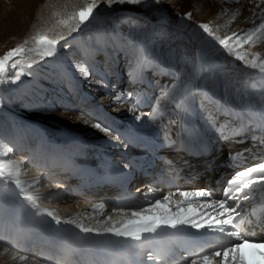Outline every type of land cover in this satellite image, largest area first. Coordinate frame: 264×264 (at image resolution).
Returning <instances> with one entry per match:
<instances>
[{
	"label": "rangeland",
	"instance_id": "rangeland-1",
	"mask_svg": "<svg viewBox=\"0 0 264 264\" xmlns=\"http://www.w3.org/2000/svg\"><path fill=\"white\" fill-rule=\"evenodd\" d=\"M91 2L0 0V27H7L6 37L0 41V57L17 46L24 47L23 54L16 57L21 59L22 65L12 69L9 64V79L0 82V139L4 141V145H0V161L6 163V171L11 170L12 179H19L23 189L34 197L28 200L17 194L19 189L15 184L4 185L0 180V264H24L21 257L25 256L30 259L27 264H81L82 249L71 241H82L84 245L93 238L106 239L108 234L83 233L76 225L100 230L105 226L104 220L94 221L89 210L79 208V203L84 202L82 199H89L87 193L82 195V189L94 185L96 177L108 180L104 162L119 156L106 151L113 147V137L118 136L122 141L135 136L134 126L127 121L131 119L123 121L116 111L119 103L115 97L120 87L133 85L137 90L135 94L143 99L132 116L150 110L156 106L159 90L176 82L179 65L186 58L194 59L203 41H207L203 46L211 57V69L224 64L246 74L251 71L226 56L197 26L209 23L221 37L248 29L259 22L260 13L264 11L261 0L247 4L242 0L241 3L236 0L227 3L224 0H160L159 4L145 0L142 5L114 4L111 7L100 0L94 10L97 18L81 26L82 30L71 32L78 21L76 14ZM27 9L32 11V18L26 30L17 36V32L22 31ZM189 12L191 19H182ZM41 37L57 41L54 57L39 55L43 51L39 43ZM136 44H140L142 50L155 48L157 55L161 48L167 55H174L176 63L172 64V75L166 69H161L159 74L149 69L142 77L133 75ZM245 50L264 57V40L255 46L245 45ZM103 54L107 58L98 59ZM76 62L84 64L89 75L75 69ZM28 64L32 65L30 69ZM21 67L26 74L12 83V73ZM98 80L101 83H97ZM149 88L155 93L145 99L144 93ZM102 99H107L109 104L103 105ZM98 122L111 129V135L93 127ZM174 130L175 126H171L172 138ZM156 133H164L161 125L155 128ZM137 143L131 142L121 149L145 152L140 149L142 144ZM8 147L12 152H8ZM94 149L109 157L92 156L90 151ZM192 150L198 151L197 147ZM21 160L22 164L17 163ZM8 161L12 163L7 164ZM113 164L128 163L122 160ZM116 170L122 176L127 172L122 167ZM142 181L132 187L136 190ZM113 190V187L107 188L111 195ZM102 195L99 192L96 197L102 198ZM47 211L58 216L61 223L56 224ZM106 240L113 241L111 236ZM252 252L248 250L247 254Z\"/></svg>",
	"mask_w": 264,
	"mask_h": 264
},
{
	"label": "snow or ice",
	"instance_id": "snow-or-ice-1",
	"mask_svg": "<svg viewBox=\"0 0 264 264\" xmlns=\"http://www.w3.org/2000/svg\"><path fill=\"white\" fill-rule=\"evenodd\" d=\"M99 2L100 0H92L86 8L79 10L76 14L78 21L71 28V32L82 30L81 26H86L90 20L97 18L94 15V10L98 7ZM104 2L108 7H111L114 4L142 5L145 0H104ZM150 2L159 4L160 0H150ZM224 2L227 3L228 0H224ZM236 2L241 3V0H236ZM242 2L247 4L252 3L253 0H242ZM261 3H264V0H261ZM256 7H259V5H256ZM253 15H255V10H253ZM191 17L192 13L189 12L182 19L190 20ZM233 19H235V16H233ZM197 27L207 37L211 38V41L218 45L226 56L241 62L245 70H251L248 75L259 74V78L264 80V57H261L258 52L249 53L245 50V45L255 46L258 42L264 40V11L260 13L259 22L254 23V26L233 31L230 35H224L223 37L217 35L209 23H200ZM39 43L43 45V51L39 53L41 57H54L56 55V40L41 37ZM204 44H207V41L202 42V46L196 51L194 59L186 58L183 64L179 65L180 75L176 78V82L159 90L156 99L159 106L153 108V114L159 113L160 106H162L168 125L170 127L178 126L181 136H192L196 134V126L193 123L190 99L196 95L200 98V107L205 113L204 119L221 142H238L237 138H243L251 132L253 141L264 144V87H262L257 98V104L260 107L259 121L256 122L249 118L247 121L241 122L239 117L234 114L233 106H238L243 102L245 89L241 88L240 81L212 71L211 57L203 46ZM65 47H68V45L66 44ZM23 52L24 47L20 45L0 57V82L9 79V64H11L12 69H17L18 65H22L21 59H16V57H20ZM159 53L157 55L155 48L149 51L145 47L142 50L141 45L136 44L133 75L142 77L149 69L157 74L160 73L161 69H166L168 74L172 75V64L176 63L174 55H167L164 53L163 48L159 50ZM27 67L30 69L32 65L28 64ZM73 67L80 70L85 76L89 75V71L84 64L76 62ZM25 74L24 68L21 67L12 73L11 82L16 83ZM27 74L30 75L31 73L28 72ZM97 83H101V81L98 80ZM243 83L247 85L248 82L244 81ZM218 95L223 98V103H218ZM115 101L118 103L130 101L132 107L129 111L132 112H137L138 106L143 103V99L133 92L118 95L115 97ZM142 116L143 113H139L135 115L134 119L140 121ZM93 127L111 135V129L102 126L99 122L95 123ZM113 139L119 140L120 137L116 136ZM126 139L127 142L121 141V146L124 148H127L128 144L133 142L134 137ZM165 143L173 146L176 144L170 131L165 134ZM0 145H4L2 139H0ZM204 147L201 144L197 146V149L203 152ZM12 150L11 147H8V152H12ZM233 155L240 157L243 156V153L238 152ZM11 163L12 161L7 162V164ZM17 163L22 164L23 161ZM128 167L127 164L124 165L125 169ZM5 169L6 163L0 161V180H3V184H15L16 188L19 189L18 195L33 200L32 194L23 189L22 182L19 179L13 180L11 170L6 171ZM17 171L19 170L17 169ZM153 191L152 187L148 188L149 193ZM255 191L264 193V160L254 166L235 171L232 178L227 181L223 189V197L220 199H213V193L209 190L180 191L178 194L182 199L177 202L176 210L173 211L171 204L175 193L169 192L167 195H163L162 198H157L146 206L140 207L139 210L131 211L130 218L112 222L111 226H108V222L112 221L113 218L109 216L107 220L103 221L105 226L102 230L86 227L83 224H77L76 227L83 233H95L98 236L108 234L116 238L136 242H143L148 239L149 237L145 234H159V232L166 229L180 230L188 228L197 230V232L206 230L227 235L234 238V240L230 245L214 250L211 257L193 251L192 255L195 258L190 260V264H216L214 258H220V264H264V251H254L251 254H246L244 251L246 247L264 249V239L257 240L254 232L249 234L243 231L244 225L251 224L253 221L248 219L247 207L242 202L249 201L251 194ZM193 203L199 204L205 210L200 211L192 207ZM103 206V204L100 205V207ZM252 214L257 220H260L261 215H264V213L258 215L255 210ZM47 215L52 217L56 224L61 223L60 218L54 215L53 212L47 211ZM21 259H26V257H21ZM161 259H164V255L155 249L147 253V261L155 262ZM165 264H167V261H165Z\"/></svg>",
	"mask_w": 264,
	"mask_h": 264
},
{
	"label": "bare ground",
	"instance_id": "bare-ground-1",
	"mask_svg": "<svg viewBox=\"0 0 264 264\" xmlns=\"http://www.w3.org/2000/svg\"><path fill=\"white\" fill-rule=\"evenodd\" d=\"M38 16L41 18L42 14L39 13ZM31 18L32 11L27 9L21 26L22 31L17 32V36H20L26 30ZM6 34L7 27H0V41L5 39ZM106 58L104 54L98 56L100 60ZM212 71L241 82V88L245 89L244 100L240 105L233 106L234 114L239 117L241 122L247 121L249 118L258 122L260 107L257 104V98L262 87H264V80H261L259 76H250L231 65H219L214 67ZM176 74L177 77L180 75L178 70ZM244 81L248 82L247 85L243 83ZM129 92L137 93V90L133 89V85L128 84V86L120 87L118 95H126ZM153 93H155V90L149 88L148 92L144 93L145 99ZM217 101L218 103L224 102L219 95ZM107 102V99L101 101L103 105L109 104ZM155 105L143 113L140 121H136L132 116L134 112L129 111L132 103L123 102L116 107V111L123 121L126 122L128 118L131 119L127 121L135 129L133 143L142 144L140 149L145 150V152L125 151L121 149V139L111 141L113 147L106 149V151L118 153L119 156L106 159L109 156L103 155L106 159L103 167L108 174V180H100L96 177L94 185L82 189V195L87 193L89 199H82L84 202L79 203V208L89 210L88 214L92 216L94 221H105L111 216L113 220L108 222V226H111L112 222L130 218L131 211L139 210L140 207L146 206L157 198H162L163 195H167L169 192L175 193L171 204L173 211L176 210L177 202L182 199L178 194L180 191L209 190L213 193V199H220L223 197V189L227 181L232 178L235 171L254 166L264 160V144L253 141L251 132L243 138H237L238 142L223 143L217 139L216 134L204 119L205 113L200 107V98L196 95L190 99L196 134L181 136L178 126H175L172 139L176 141V144L174 146L166 144L165 134L170 131L171 127L166 126L168 123L166 122L167 117L164 110L153 114V108L159 106L157 103ZM158 125H161L164 129V133L160 135L155 134V128ZM122 141L127 142L126 138ZM201 144L206 147L203 152L192 150V147ZM100 152L99 149L90 151L92 156L100 155ZM238 152H242L243 156L236 157L233 155ZM122 160L129 164H127L129 167L124 176L116 173V169L118 167L124 168V164H113ZM139 180L143 181L135 190L132 185L139 182ZM109 186L115 188L113 195L107 191ZM149 187H152L154 191L149 193ZM68 191V193H71L70 190ZM99 192L104 194L102 198L96 197ZM65 197H68V195ZM101 204L104 206L100 207ZM242 204L247 207L248 219L253 221L251 224H245L243 231L249 234L254 232L257 240L264 239V215H261L260 220H257L252 214L253 210L258 215L264 213V193L255 191L251 194L250 200L243 201ZM192 207L200 211L205 210L197 203H193ZM110 236L107 235V237ZM145 236L149 238L143 242L113 236H111L113 241H107V237L106 239L93 238L90 242H86V245H81L82 241L73 240L71 242L82 249L83 255L79 259L81 264H85L83 262L88 264H165V261H167V264H190V260L195 258L192 255L193 251L211 257L214 250L230 245L234 240V238L227 235L206 230L197 232V230L188 228L180 230L166 229L159 232V234H145ZM153 249L164 255V259L155 262L147 261V253ZM248 250L264 251V249L246 247L244 249L246 254ZM214 259L216 264H220V258ZM29 261L30 259L26 257L22 260V263L27 264Z\"/></svg>",
	"mask_w": 264,
	"mask_h": 264
}]
</instances>
